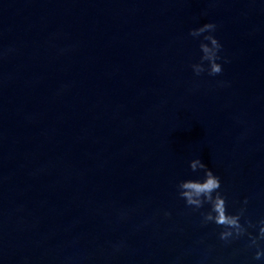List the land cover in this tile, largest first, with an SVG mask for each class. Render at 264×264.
<instances>
[{
    "label": "water",
    "instance_id": "obj_1",
    "mask_svg": "<svg viewBox=\"0 0 264 264\" xmlns=\"http://www.w3.org/2000/svg\"><path fill=\"white\" fill-rule=\"evenodd\" d=\"M193 159L264 219V0H0V264H264L179 198Z\"/></svg>",
    "mask_w": 264,
    "mask_h": 264
},
{
    "label": "clouds",
    "instance_id": "obj_2",
    "mask_svg": "<svg viewBox=\"0 0 264 264\" xmlns=\"http://www.w3.org/2000/svg\"><path fill=\"white\" fill-rule=\"evenodd\" d=\"M215 31V24L205 23L201 27L190 30L188 33L193 38L202 37L199 44L200 61L191 65L192 71L196 76L204 72H207L209 76H216L222 72L221 64L217 63L221 59L219 53L222 45L212 35ZM227 62L225 61V63ZM205 63H207V68L204 66ZM189 169L192 173L203 172V179L183 180L176 185L179 198L184 200L185 206L196 211L208 205L209 210L201 213L202 226L213 223L222 229L218 234V238L225 244L247 236L249 240L248 247L256 249L253 259L259 261L264 258V251L261 250L259 243L264 241V219L259 220L257 224L245 219L244 224H241L240 221L244 217L245 209H238L236 214L229 213L226 197L220 191V178L214 175L200 159L191 160ZM244 203L247 204V200ZM164 216L167 218L170 213L165 212ZM249 228H258L257 235L252 236L248 231Z\"/></svg>",
    "mask_w": 264,
    "mask_h": 264
}]
</instances>
